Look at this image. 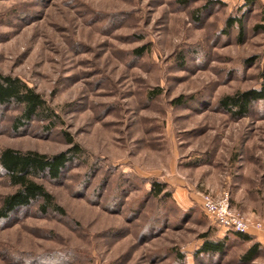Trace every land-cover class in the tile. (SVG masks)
I'll return each mask as SVG.
<instances>
[{
    "label": "rangeland",
    "instance_id": "rangeland-1",
    "mask_svg": "<svg viewBox=\"0 0 264 264\" xmlns=\"http://www.w3.org/2000/svg\"><path fill=\"white\" fill-rule=\"evenodd\" d=\"M247 1L0 0V71L59 114L51 131L34 120L16 132L21 108L0 107V152L54 155L68 136L84 150L36 179L63 212L36 203L0 219V264H247L264 245V105L241 119L218 105L263 82L264 1ZM153 181L171 197L151 196ZM16 189L0 166V208ZM204 193L228 196L253 241L216 223ZM226 235L225 253L199 255Z\"/></svg>",
    "mask_w": 264,
    "mask_h": 264
},
{
    "label": "trees",
    "instance_id": "trees-1",
    "mask_svg": "<svg viewBox=\"0 0 264 264\" xmlns=\"http://www.w3.org/2000/svg\"><path fill=\"white\" fill-rule=\"evenodd\" d=\"M254 2L256 0H248L246 3L249 5ZM199 17L198 14L197 18ZM241 20L242 18H230L228 20L230 21L229 26L238 25L242 28L243 23ZM136 51L139 56L144 54V46ZM261 78H263L261 87L228 94L218 101L219 108L235 119L249 116L252 106L257 102L264 105V69ZM158 90L156 94L152 95L153 97L159 94L160 91ZM14 104L21 108L20 115L16 117L13 124V129L16 132H21L34 120L48 121L49 124L45 128L51 131L52 126L56 124V120L59 118V114L54 112L47 100L34 87L28 85L27 82L25 83L18 76L7 75L0 71V107L4 108ZM67 142L72 145L70 149L57 152L54 155L42 154L35 150L21 151L11 147H6L0 152V166L9 178L10 183L17 187L14 193L3 199L0 208L1 220L11 219L17 211L28 209L36 203H39V209L44 214L49 211L55 213L64 211L62 205L55 200L54 195L36 179L45 176L50 177L52 180L58 179L65 170L67 171L73 165L74 159L84 163L81 158L84 150L81 146L69 136ZM167 189V183L153 181L148 193L153 197L168 198L171 197V192ZM231 233L233 237L244 242L253 241V236L249 233L243 234L236 231H231ZM229 238L230 236L226 235L225 238L219 241L207 239L202 248L198 250L199 255L225 253ZM262 251H264V245L259 241H255L242 256V261L248 264V262L258 258Z\"/></svg>",
    "mask_w": 264,
    "mask_h": 264
},
{
    "label": "built area",
    "instance_id": "built-area-1",
    "mask_svg": "<svg viewBox=\"0 0 264 264\" xmlns=\"http://www.w3.org/2000/svg\"><path fill=\"white\" fill-rule=\"evenodd\" d=\"M202 208L216 223L227 230L243 234L250 232L251 223L231 208L228 196L216 198L213 194L204 193ZM261 226V224H257V227L261 228Z\"/></svg>",
    "mask_w": 264,
    "mask_h": 264
},
{
    "label": "crops",
    "instance_id": "crops-1",
    "mask_svg": "<svg viewBox=\"0 0 264 264\" xmlns=\"http://www.w3.org/2000/svg\"><path fill=\"white\" fill-rule=\"evenodd\" d=\"M175 195V194H174ZM182 199L180 200V199H178V201H179V205L181 206V207H187L188 205H189V200L186 198V196H184V195H182V197H181ZM249 234H251V235H253V234H255V233H253L252 231H250V232H248ZM256 235V234H255ZM259 240L261 241V242H263L264 243V238H259Z\"/></svg>",
    "mask_w": 264,
    "mask_h": 264
}]
</instances>
